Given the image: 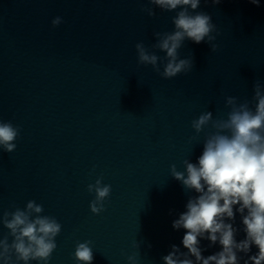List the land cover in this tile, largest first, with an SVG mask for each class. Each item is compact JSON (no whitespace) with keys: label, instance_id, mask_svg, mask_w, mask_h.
<instances>
[{"label":"water","instance_id":"95a60500","mask_svg":"<svg viewBox=\"0 0 264 264\" xmlns=\"http://www.w3.org/2000/svg\"><path fill=\"white\" fill-rule=\"evenodd\" d=\"M147 7L148 0H0V122L20 129L12 153L0 147V218L28 201L41 204L61 225L48 264H80L73 253L84 241L92 264H130L133 255L136 264H163L172 245L186 251L184 230L172 222L196 193L169 168L195 163L211 131L190 142V123L206 111L226 118V97L251 101L254 83L264 88V0H201L195 11L211 15L216 39H185L179 58L194 65L172 79L139 65L135 45L164 57L151 47L154 33L173 31L179 9L154 8L149 17L140 11ZM56 17L62 22L53 27ZM98 178L111 193L94 215L87 186ZM233 226L239 242V214ZM7 231L0 223V238ZM208 243L201 240L204 257L221 250Z\"/></svg>","mask_w":264,"mask_h":264},{"label":"clouds","instance_id":"9594fccd","mask_svg":"<svg viewBox=\"0 0 264 264\" xmlns=\"http://www.w3.org/2000/svg\"><path fill=\"white\" fill-rule=\"evenodd\" d=\"M220 0H212L213 5ZM201 0H148L151 7L141 8L149 17L155 15L154 8L162 12H173L171 32L154 33L157 42L152 45L165 53L159 57L144 44L137 43L135 51L139 65H151L154 72L163 79L188 74L194 65L191 57L179 58V49L185 39L199 45L210 43L216 37L211 15L195 11ZM259 7L260 0H249ZM193 10V11H190ZM61 18L52 20L53 27ZM218 34V33H217ZM212 52L217 50L211 44ZM163 63V71L157 66ZM251 101L237 102L236 97L225 98L226 118H213L211 111L201 113L190 123L195 133L189 141L198 140L200 133L211 128L202 143V152L195 163L184 159V171L170 165L171 177L179 181L185 191L196 193L190 196L185 211L172 222L173 230H184L181 240L183 249L176 245L164 256L163 264H264V88L259 82L253 85ZM250 103L254 105L250 107ZM20 129L10 122H0V147L12 153ZM102 178L87 186L89 193H95L89 209L94 215L105 210L104 202L111 193L110 185H102ZM235 208V212H234ZM44 209L35 201H28L25 208L5 211L0 218L7 235L0 238V261L2 264H29V261L48 264L56 249L55 238L61 225L54 217L42 215ZM241 216L245 238L237 242V228L233 226L235 215ZM229 221V222H226ZM11 237V243H9ZM208 241V247L219 245L220 251L204 257L200 244ZM91 241L77 243L73 259L80 264H92ZM252 247L256 252L251 253ZM242 253L243 256L238 255ZM194 258L191 259V258ZM247 257V259H244ZM130 264H136L137 255L127 257Z\"/></svg>","mask_w":264,"mask_h":264}]
</instances>
